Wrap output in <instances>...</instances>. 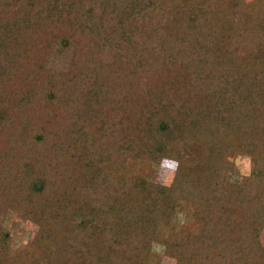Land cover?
Masks as SVG:
<instances>
[{"label": "trees", "instance_id": "obj_1", "mask_svg": "<svg viewBox=\"0 0 264 264\" xmlns=\"http://www.w3.org/2000/svg\"><path fill=\"white\" fill-rule=\"evenodd\" d=\"M262 180L264 4L0 0V264H264Z\"/></svg>", "mask_w": 264, "mask_h": 264}, {"label": "rangeland", "instance_id": "obj_2", "mask_svg": "<svg viewBox=\"0 0 264 264\" xmlns=\"http://www.w3.org/2000/svg\"><path fill=\"white\" fill-rule=\"evenodd\" d=\"M259 4H264V0H257ZM232 162L235 164L237 174L234 176V180H240L244 175H248L251 172V157L246 153H239L231 156ZM177 169V162L171 159H164L162 163L152 170L153 176L157 181L169 184ZM264 189V180L247 192L248 199H256V194ZM0 222L4 224L12 235V243L16 248L24 246L29 242L35 240L37 232L39 230V224L31 219H27L16 212H9L8 214L0 213ZM160 264H176V260L173 256L168 254H162L160 257Z\"/></svg>", "mask_w": 264, "mask_h": 264}]
</instances>
